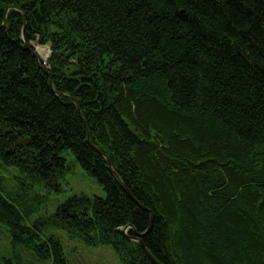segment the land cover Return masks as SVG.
<instances>
[{"label": "trees", "instance_id": "obj_1", "mask_svg": "<svg viewBox=\"0 0 264 264\" xmlns=\"http://www.w3.org/2000/svg\"><path fill=\"white\" fill-rule=\"evenodd\" d=\"M67 150L106 196L33 219ZM0 164V264H70L48 225L124 264H155L149 229L162 264H264V0H0Z\"/></svg>", "mask_w": 264, "mask_h": 264}, {"label": "rangeland", "instance_id": "obj_2", "mask_svg": "<svg viewBox=\"0 0 264 264\" xmlns=\"http://www.w3.org/2000/svg\"><path fill=\"white\" fill-rule=\"evenodd\" d=\"M38 53L44 60L47 56L44 51L48 52L41 44L34 43ZM71 166V170L66 175L58 180V187L53 189L44 188L41 184L36 183L33 190L39 197V201L35 198H30L29 201L33 205V219L39 215L50 214L55 212L60 203L66 201L67 198L76 194H87L93 196H106V191L97 182L95 177L90 175L75 159V156L70 150L64 151L62 154ZM0 176L10 187L17 188L19 185L21 173L14 166H3L0 164ZM47 232L56 235L61 239L65 256L70 264H124L110 245L88 246L76 237H70L69 233L54 225L47 226ZM5 227L0 224V256L10 257L13 249L10 243V238L4 234ZM15 262H31L34 260L31 255L24 252H18L14 257ZM39 262V261H38ZM34 264V263H31Z\"/></svg>", "mask_w": 264, "mask_h": 264}, {"label": "water", "instance_id": "obj_3", "mask_svg": "<svg viewBox=\"0 0 264 264\" xmlns=\"http://www.w3.org/2000/svg\"><path fill=\"white\" fill-rule=\"evenodd\" d=\"M25 44H26V47L28 48V49H31L29 46H28V44L25 42ZM42 47H43V50H45V48L46 49H48L49 50V54H48V56L47 57H49L50 56V54H51V50H50V48H49V46H46V45H41ZM35 47V46H34ZM32 52H33V54L36 56V58H37V61L38 62H40V52L38 53V51L36 50V48L35 49H33L32 50ZM41 65V64H40ZM41 67L42 68H44L45 69V67L43 66V65H41ZM51 87H52V82H51ZM60 95H65L64 93H60V92H58ZM72 100H74L75 102H77L74 98H71ZM78 107H79V110H80V106L78 105ZM94 148H96V147H94ZM97 149V148H96ZM104 156H106L104 153H102ZM107 157V156H106ZM109 159V158H108ZM110 160V159H109ZM110 169H111V171H112V173L114 174V175H116L117 176V174H116V172L114 171V169H113V167H112V163H111V161H110ZM118 180H119V182H120V184L122 185V187L124 188V190L133 198V196L131 195V193L129 192V190L127 189V187L124 185V183L118 178ZM150 230V229H149ZM149 230H147L145 233H141V234H138V236L137 237H129L130 239H132V240H137L142 246H143V248L145 249V251H146V253L148 254V256L151 258V260L155 263V264H162V263H160L158 260H156L155 258H154V256L151 254V252L148 250V248L146 247V245L144 244V242L142 241V237L147 233V232H149ZM126 231H127V227L125 228V230H124V233H126Z\"/></svg>", "mask_w": 264, "mask_h": 264}, {"label": "bare ground", "instance_id": "obj_4", "mask_svg": "<svg viewBox=\"0 0 264 264\" xmlns=\"http://www.w3.org/2000/svg\"><path fill=\"white\" fill-rule=\"evenodd\" d=\"M44 55L47 56L48 55V52H46V50L44 51Z\"/></svg>", "mask_w": 264, "mask_h": 264}]
</instances>
